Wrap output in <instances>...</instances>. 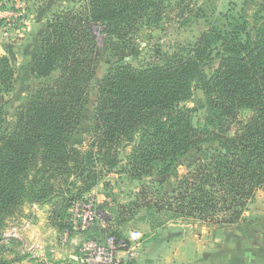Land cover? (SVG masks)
I'll return each mask as SVG.
<instances>
[{
    "label": "trees",
    "instance_id": "16d2710c",
    "mask_svg": "<svg viewBox=\"0 0 264 264\" xmlns=\"http://www.w3.org/2000/svg\"><path fill=\"white\" fill-rule=\"evenodd\" d=\"M84 1L80 10L54 15L32 45L28 76L51 81L29 93L12 128L6 96L16 83L15 55L0 56V264L25 260L5 256L10 217L25 205L70 209L118 168L135 181L162 177L207 146L171 193L152 180L127 205L129 214L145 210L153 231L180 220L238 225L264 188V0H244L222 27L171 55L158 49V61L140 67L125 62L139 31L158 27L172 4L187 10L189 0ZM94 28L104 35L102 47ZM198 92L203 103L195 101ZM201 109L206 120L195 126ZM120 215L105 219L121 225ZM68 219L59 229L72 235ZM110 231L103 229L117 249L127 248L119 229Z\"/></svg>",
    "mask_w": 264,
    "mask_h": 264
},
{
    "label": "rangeland",
    "instance_id": "374dc122",
    "mask_svg": "<svg viewBox=\"0 0 264 264\" xmlns=\"http://www.w3.org/2000/svg\"><path fill=\"white\" fill-rule=\"evenodd\" d=\"M243 3L244 0H189V7L184 11H181L176 4H172L168 7L165 19L158 27L143 28L139 31L136 50L126 57L125 62L134 67L145 66L158 61L156 55L158 49L171 55L183 47L192 45L212 26L222 27L223 23L227 22L224 16L239 13ZM84 5V0H0V56L15 55L14 69L17 74L14 90L6 96L9 128L13 127L18 107L29 93L51 81V79L35 76L29 77L24 68L25 63L30 61L32 45L36 38L54 15L65 11L80 10L84 8ZM94 35L97 37L99 46L102 47L105 41L100 29L94 28ZM56 76L57 74L52 78ZM195 101L204 102L201 92L195 95ZM195 105V102L185 103L188 108H193ZM206 117V110H199L194 114V125L203 126ZM237 128L238 125H234L233 131ZM88 131H90V125L84 122L80 129L83 140L87 138ZM203 147L202 151L200 148L191 150L179 160L174 172L162 177L135 181L129 179L122 172V168L105 174L100 184L85 197V202L89 199L95 201L97 218L90 229L77 231V234L83 235L81 241H75L72 234L66 243H62V235L66 232L63 233L59 229L60 221L64 222L68 215V220L71 221L74 207L77 203L81 204V201L76 202L67 210L62 203L57 207L47 204L25 205L20 212L7 220L6 228L3 230L4 245L10 250L5 253V256L9 259L24 256L25 260L19 264H41L46 261L53 264H72L77 262L75 258L79 257V245L83 241L97 237L106 242L104 227L109 226L111 231L116 229L127 232L130 230L146 231V227H150L146 211L140 210L129 214L126 210L127 205L135 199L141 187L150 186L152 180L155 183L151 185L152 187L161 192L171 193L178 178L184 176L199 157L206 155L204 149L207 146ZM129 151L130 148L121 154L124 161ZM158 182L162 185L160 186ZM123 206L126 207L123 208ZM79 211L83 213L84 209L81 208ZM120 213L121 220L125 219L121 225L114 219L107 223L106 217H117ZM181 222L186 223V221ZM11 239L17 243L13 244ZM70 246L72 247L71 252L69 251Z\"/></svg>",
    "mask_w": 264,
    "mask_h": 264
},
{
    "label": "crops",
    "instance_id": "0c3cea01",
    "mask_svg": "<svg viewBox=\"0 0 264 264\" xmlns=\"http://www.w3.org/2000/svg\"><path fill=\"white\" fill-rule=\"evenodd\" d=\"M146 228L120 231L127 241V248L117 252L122 264H264V188L238 225L180 221L155 231ZM131 234H138V240L131 242ZM73 237L81 241L83 235Z\"/></svg>",
    "mask_w": 264,
    "mask_h": 264
},
{
    "label": "built area",
    "instance_id": "2783aa9c",
    "mask_svg": "<svg viewBox=\"0 0 264 264\" xmlns=\"http://www.w3.org/2000/svg\"><path fill=\"white\" fill-rule=\"evenodd\" d=\"M81 208L84 209L83 213L79 211ZM96 218V203L93 199H89L81 204L77 203L71 219L73 235L77 234V231L90 229ZM69 237L68 232L64 233L62 235V243H66ZM129 240L131 242L137 241L138 234H131ZM117 252L116 241L112 236L107 237L106 242L98 238L86 240L79 245V257L75 258L77 262L72 264H122L117 256Z\"/></svg>",
    "mask_w": 264,
    "mask_h": 264
}]
</instances>
